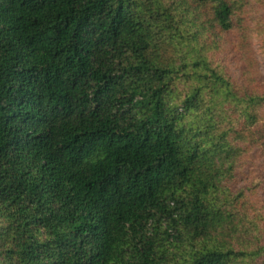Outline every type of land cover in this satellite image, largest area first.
I'll list each match as a JSON object with an SVG mask.
<instances>
[{"label":"trees","instance_id":"trees-1","mask_svg":"<svg viewBox=\"0 0 264 264\" xmlns=\"http://www.w3.org/2000/svg\"><path fill=\"white\" fill-rule=\"evenodd\" d=\"M264 0H0V264H264Z\"/></svg>","mask_w":264,"mask_h":264},{"label":"rangeland","instance_id":"rangeland-1","mask_svg":"<svg viewBox=\"0 0 264 264\" xmlns=\"http://www.w3.org/2000/svg\"><path fill=\"white\" fill-rule=\"evenodd\" d=\"M257 6V13L252 16L253 30L256 34L253 37V46L259 60L260 72L262 73L264 79V6L260 1L258 2ZM250 153L254 155L253 166L258 172H262L264 169V155L262 156V153L259 150L251 149L248 152V158ZM259 197L264 202V192H261ZM262 213H264V209Z\"/></svg>","mask_w":264,"mask_h":264}]
</instances>
